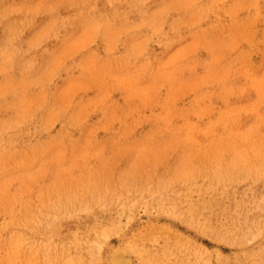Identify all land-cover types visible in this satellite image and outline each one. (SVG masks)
Masks as SVG:
<instances>
[{
  "label": "rangeland",
  "instance_id": "rangeland-1",
  "mask_svg": "<svg viewBox=\"0 0 264 264\" xmlns=\"http://www.w3.org/2000/svg\"><path fill=\"white\" fill-rule=\"evenodd\" d=\"M0 264H264V0H0Z\"/></svg>",
  "mask_w": 264,
  "mask_h": 264
}]
</instances>
